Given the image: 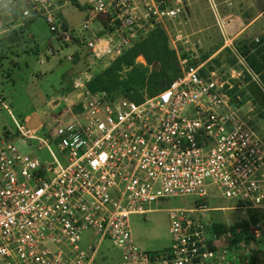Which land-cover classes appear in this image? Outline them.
<instances>
[{
    "label": "built area",
    "instance_id": "built-area-1",
    "mask_svg": "<svg viewBox=\"0 0 264 264\" xmlns=\"http://www.w3.org/2000/svg\"><path fill=\"white\" fill-rule=\"evenodd\" d=\"M72 1L0 0L1 21L21 28L42 17L54 38L110 63L157 26L175 43L168 21L184 6L183 0H88V17L69 26L62 10ZM218 21L225 35V23ZM253 42L263 44L264 31ZM174 47L180 75L142 101L92 90L90 68L74 71L71 82L62 85L61 109L53 115L47 138L37 135L43 123L35 125L36 111L22 124L4 104L22 137L38 140L52 160L42 161L13 139L0 138V264H241L231 250L245 241L233 242L229 219L205 220L195 213H250L256 219L250 231L259 237L264 228V136L252 124L256 104L235 102L230 79L216 70L202 73L204 63H191ZM230 48L260 82L235 45ZM76 52L67 59L73 62ZM179 195L240 203L167 208L170 244L156 251L141 247L131 215H146L153 202ZM215 223L223 224L224 231H216Z\"/></svg>",
    "mask_w": 264,
    "mask_h": 264
},
{
    "label": "rangeland",
    "instance_id": "rangeland-1",
    "mask_svg": "<svg viewBox=\"0 0 264 264\" xmlns=\"http://www.w3.org/2000/svg\"><path fill=\"white\" fill-rule=\"evenodd\" d=\"M87 1L73 0L62 10V15L69 26L79 25L88 17ZM183 1V11L177 18L168 21V27L175 43L170 36L169 38L172 46H177L180 55L186 53L191 62L199 60L202 54L215 53V50L222 45L227 46L228 43L230 45V41L226 43L228 36L224 37L220 32L218 18L226 19V21L230 19V25L226 24V27L228 35L231 36L232 32L244 22L249 21L264 9V0ZM202 28L206 29L197 32ZM15 30L18 28L0 21V138H11L23 152L33 153L42 161H49L52 160V157L48 148L40 147L41 143L36 139L27 140L26 137H22L14 118L4 104L9 105L13 116L22 124L25 123L27 115L36 111L34 120L37 122L34 121L35 125L38 126L40 121L43 123V127L38 129L37 135L47 138L54 127L53 115L61 109L59 107L63 101L62 91H60L62 85L65 82H71L72 79L70 70L74 67H72V62L67 59V54L75 50L76 45L66 44L54 38L46 20L42 17L34 19L29 27L20 34L19 39L13 40L12 36ZM263 31L264 13L246 33H242L236 38H241L243 43L255 51L256 47H253V44L256 43L251 40L262 34ZM178 34L182 36L181 39H177ZM51 44L53 51L49 53ZM256 46L258 47L259 44ZM233 55L224 53L221 56L222 64L217 65L215 69L217 76L230 80L235 78L241 86H244L246 84L245 75L242 73L244 64L238 62L237 65L232 66L227 61V57ZM12 60L15 61V64ZM108 61V59L104 61L87 53L77 65L79 70L88 68L90 65L91 73L94 75L101 71ZM253 113L252 124L264 136V105L256 104ZM52 148L59 154L54 145ZM239 203L237 200L213 196L207 201L197 195L162 198L150 205L152 210L146 215H131L133 235L141 247L149 251L161 250L171 242L170 217L167 208H196L201 204L215 208L234 206ZM195 215H201L205 220L228 218L230 225L244 218L251 219L250 213L243 214L240 210L235 209L212 210L195 213ZM90 236V231L84 234L83 245L89 242ZM259 239L249 244L245 242L244 247H236L231 250V253H237L242 259L241 264H245L243 258L255 250L260 257L261 263L259 264H264V228L259 234ZM110 251L117 253L116 249Z\"/></svg>",
    "mask_w": 264,
    "mask_h": 264
},
{
    "label": "trees",
    "instance_id": "trees-1",
    "mask_svg": "<svg viewBox=\"0 0 264 264\" xmlns=\"http://www.w3.org/2000/svg\"><path fill=\"white\" fill-rule=\"evenodd\" d=\"M1 20L2 15L0 11ZM32 21H27V25ZM24 28L21 27L15 30L12 39H19ZM234 45L246 59L250 68L258 75L261 83L252 76L245 66H242V73L245 75L246 84L241 86L238 80L232 78L231 81L234 86L228 91L237 103H243L247 99H251L255 104L263 106L264 89L261 84L264 85V43L258 47L256 44H253V47H256L255 51H252L250 46L248 47L243 43L241 38L234 39ZM224 53L234 54L232 49L226 46L204 64L202 73L208 74L211 70H215L217 65H221V56ZM211 55V53L202 54L199 60L190 62L199 64L206 61ZM182 56L186 57L187 54L183 53ZM227 61L229 65L233 66L238 64L239 59L236 55H233L232 57H227ZM12 62L15 64L14 60ZM1 64L3 63L1 62ZM180 72L179 54L175 47L172 46L166 29L162 26H157L148 34L137 38L130 48L108 63L101 71L95 73L88 82V86L92 90L106 89L132 100L142 101L146 93L155 95L167 87L180 75ZM254 221H256L255 216L251 215L250 220L244 218L232 224L230 228L234 233L233 242L245 241L249 244L254 240H260L259 237L250 231L249 225ZM213 228L221 233L224 231L225 226L221 223H215ZM259 263H261L260 257L254 250L251 252L250 260L246 264Z\"/></svg>",
    "mask_w": 264,
    "mask_h": 264
},
{
    "label": "crops",
    "instance_id": "crops-1",
    "mask_svg": "<svg viewBox=\"0 0 264 264\" xmlns=\"http://www.w3.org/2000/svg\"><path fill=\"white\" fill-rule=\"evenodd\" d=\"M263 13H264V9H262V10H260L259 12H258V14L255 16V17H253L252 19H250L249 21H246V22H244L237 30H235V31H233L232 32V35L231 36H229L228 35V30H227V27H226V24L227 25H230V22H229V20L230 19H228V21H226V19H221V20H223L224 21V23H225V30H226V33H225V35L222 33V30L220 29V32L223 34V36L224 37H227L228 36V38H227V41H226V43L228 42V41H230V45H232V44H234V39H236V37H238L239 35H241L242 33H246V31L252 26V24L257 20V19H259L262 15H263ZM219 20H220V18H218ZM32 23V22H31ZM30 23V24H31ZM29 24V25H30ZM29 25H27L26 24V26H25V28L27 29L28 27H29ZM24 28V29H25ZM19 29V28H18ZM206 28H202V29H199L197 32H202V31H204ZM101 33H103V31H101L100 32V34ZM251 41H253V39L251 40ZM74 45H76V48H75V50H73V51H76V50H78V52H76L75 54H74V60H73V62H72V67H74V69L72 68V70H70V72L72 71V74H71V78H72V76H73V74L75 73L74 71H80L79 69H78V65L77 64H79V62H81L83 59H84V57H85V55L87 54V49H85V48H82V47H80V45H77V44H74ZM229 45V43L227 44V46ZM230 45H229V47H230ZM226 46L225 45H222L215 53H213L206 61H204V62H202V63H206L208 60H211L215 55H217L218 54V52L220 51V50H222L223 48H225ZM252 50V49H251ZM107 66V64L103 67V68H105ZM88 68H90V70H91V66L89 65L88 66ZM102 68V69H103ZM92 77H93V73H92ZM114 255H116L117 257H119V254H117V253H114ZM244 258H246L247 260H248V262H249V260H250V254L249 255H247L246 257H244Z\"/></svg>",
    "mask_w": 264,
    "mask_h": 264
},
{
    "label": "water",
    "instance_id": "water-1",
    "mask_svg": "<svg viewBox=\"0 0 264 264\" xmlns=\"http://www.w3.org/2000/svg\"><path fill=\"white\" fill-rule=\"evenodd\" d=\"M140 58H142V56H140Z\"/></svg>",
    "mask_w": 264,
    "mask_h": 264
}]
</instances>
